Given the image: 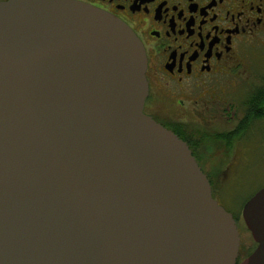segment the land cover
<instances>
[{"label":"water","instance_id":"95a60500","mask_svg":"<svg viewBox=\"0 0 264 264\" xmlns=\"http://www.w3.org/2000/svg\"><path fill=\"white\" fill-rule=\"evenodd\" d=\"M147 56L72 0L0 5V264H237L234 215L144 113ZM242 216L264 264V188Z\"/></svg>","mask_w":264,"mask_h":264},{"label":"flooded vegetation","instance_id":"af4514ba","mask_svg":"<svg viewBox=\"0 0 264 264\" xmlns=\"http://www.w3.org/2000/svg\"><path fill=\"white\" fill-rule=\"evenodd\" d=\"M72 1L103 10L135 32L148 62L144 112L186 141L201 166L203 153L226 150L222 136L234 134L243 120L264 119V74L246 83L235 79L242 68L251 69L247 59L264 55V0ZM232 88L244 91L245 110L227 104ZM205 173L216 200L231 211L212 173ZM251 254L244 261L239 255L237 264Z\"/></svg>","mask_w":264,"mask_h":264},{"label":"rangeland","instance_id":"374dc122","mask_svg":"<svg viewBox=\"0 0 264 264\" xmlns=\"http://www.w3.org/2000/svg\"><path fill=\"white\" fill-rule=\"evenodd\" d=\"M257 57L247 59V63L252 66L251 69L242 68L235 74L236 80L242 83L260 80L261 74H264V55ZM260 68H263L262 72ZM217 90L220 91L221 88L218 87ZM227 96L228 105L232 104V106L245 110L246 99L243 90L232 88ZM213 144L214 141L211 143L212 149ZM202 155L206 158L202 164L204 172L212 173L220 191L218 194L222 195L236 217L241 238L240 261H244L257 246L244 221L242 210L245 203L264 188V119L253 121L245 135L235 141L232 150L203 153ZM211 160L224 163L216 168L215 165L218 166V164L211 163Z\"/></svg>","mask_w":264,"mask_h":264},{"label":"trees","instance_id":"16d2710c","mask_svg":"<svg viewBox=\"0 0 264 264\" xmlns=\"http://www.w3.org/2000/svg\"><path fill=\"white\" fill-rule=\"evenodd\" d=\"M259 95H260V99H263V101H264V90L263 89L259 91ZM253 121H255V120L254 119H251V120H248V121L247 120H243L241 122L240 126L237 127V130L235 131L234 134L223 135L222 136V141L224 142V145L228 146L226 148L227 151L233 149L235 141L238 140L240 137H243L245 135V133L248 131V129L250 127V124Z\"/></svg>","mask_w":264,"mask_h":264}]
</instances>
